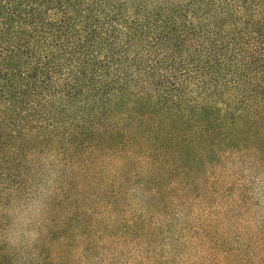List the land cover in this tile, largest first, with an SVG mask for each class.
<instances>
[{"label":"trees","instance_id":"16d2710c","mask_svg":"<svg viewBox=\"0 0 264 264\" xmlns=\"http://www.w3.org/2000/svg\"><path fill=\"white\" fill-rule=\"evenodd\" d=\"M0 264H264V0H0Z\"/></svg>","mask_w":264,"mask_h":264},{"label":"rangeland","instance_id":"374dc122","mask_svg":"<svg viewBox=\"0 0 264 264\" xmlns=\"http://www.w3.org/2000/svg\"><path fill=\"white\" fill-rule=\"evenodd\" d=\"M25 222V221H24Z\"/></svg>","mask_w":264,"mask_h":264}]
</instances>
